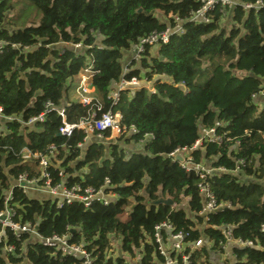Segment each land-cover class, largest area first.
I'll list each match as a JSON object with an SVG mask.
<instances>
[{
	"label": "trees",
	"instance_id": "1",
	"mask_svg": "<svg viewBox=\"0 0 264 264\" xmlns=\"http://www.w3.org/2000/svg\"><path fill=\"white\" fill-rule=\"evenodd\" d=\"M255 2L217 6L208 12L209 22H199L191 20L202 5L198 0H0V105L6 115L21 117L0 119V212L12 190L16 220L31 222L45 237L70 233L71 242L91 251L94 264H165L153 236L155 225L164 221L184 232L178 256L189 255L190 264H216L213 257L226 241L227 227L234 239L255 243L234 247L231 264H264V96L253 99L264 91V6L244 7ZM27 5L41 11L39 23L27 19ZM176 17L183 31L168 43L146 46L125 73L153 88L124 89L112 105L108 95L124 76L131 47L176 24ZM22 20L29 23L20 27ZM89 66L96 98L83 105L71 94ZM48 101L65 107L71 123L99 104L102 111L112 108L121 113L124 131L116 138H108L107 131V138L85 139L83 130L61 136L57 111L26 124ZM218 121L219 131H228L232 140L205 142L193 154L198 162L226 168L211 177V185L217 199L230 206L206 218L199 178L170 154L193 146L202 127ZM51 144L58 147L52 164L64 172L60 176L51 168L55 183L66 179L68 185L98 188L109 178L108 190L119 198L88 208L79 202L58 206L48 194L32 196L13 187L21 173L40 178L38 159L22 158L21 150L45 152ZM240 158L246 165L235 171ZM162 197L174 203H154ZM7 234L16 250L7 253L0 242V264H84L82 257L46 246L29 232L20 239ZM199 239L202 245L195 246ZM115 243L117 255L111 252Z\"/></svg>",
	"mask_w": 264,
	"mask_h": 264
},
{
	"label": "built area",
	"instance_id": "2",
	"mask_svg": "<svg viewBox=\"0 0 264 264\" xmlns=\"http://www.w3.org/2000/svg\"><path fill=\"white\" fill-rule=\"evenodd\" d=\"M202 2V5L192 14L191 20L199 22H209L210 16L208 12L213 10L215 7L219 6L222 8H234L238 4V0H198ZM264 6L263 0H256L255 3H246L244 7L246 9L256 7L260 8ZM176 19V24L169 25L163 31H153L146 37L139 40L138 43L131 47L130 53L132 54V59L124 66V76L120 81L115 82L116 88L108 95L112 100V105H116L120 100L121 91L124 89H135L143 86L145 83H149L144 79H139L136 76L130 79L125 78V73L129 72L131 69V64L140 60L142 54L145 52L146 46L148 45H159L168 43L173 34L183 31L182 20L178 17ZM4 41H0V50L3 48ZM74 48H81L82 43H72ZM130 63V64H129ZM95 71L91 66L85 69L84 73L80 76L79 85L76 88V93L81 104H90L96 96L92 95L94 92V87L92 86V76ZM144 80V81H143ZM143 82V83H141ZM145 82V83H144ZM146 85V84H145ZM147 87H150L147 85ZM151 87L150 89H152ZM259 96H264V91L253 94V99ZM51 111H57L61 117L62 124L59 128V133L61 136L70 137L75 130H83L88 139L91 135H96L98 138H107L106 132L110 131L108 137L120 136L124 131V127L121 124V113L119 111H114L112 108L102 111V105L99 104L95 109H93L86 118L81 119L77 123H71L67 120V112L65 107H57L53 102L48 101L45 105V109L38 115L29 118L25 123L34 124L36 122H43L48 113ZM0 119L11 121L14 119L21 120V117L14 115H6L4 113L3 107L0 105ZM222 126L220 121L216 122L213 126L202 127L201 137L195 142L191 147H183L175 149L170 156L174 160L177 153H182L184 160H176L179 162L180 166L187 172H192L199 178L198 188L200 193L203 195V209L201 214L206 218L211 213L223 210L229 207L230 204H225L217 199L215 192L212 190L211 177L218 171H225L224 167H213L207 165L203 161L198 162L195 159L193 151L198 147L202 146L203 143H223L232 140L228 136V131L221 133L219 127ZM134 131H138L134 128ZM264 137V131H262ZM116 138V137H114ZM237 145L240 143L238 140ZM58 147L55 144L48 146L45 152H33L27 148H23L20 152L22 158L33 159L37 158L39 163L40 178L32 177L30 178L27 174L21 173L15 179L13 187H21L26 192L37 191L46 193L56 199H58V206L65 204H72L73 202H79L85 207H90L94 202H101L104 205H109L119 198V195L114 191L108 190L112 188L111 180L106 178L104 183L98 187L83 186L82 184L76 183L73 185H68L66 179L61 180L58 183L53 181L51 168L57 170L60 176H64V172L60 170L56 165L52 164L51 159L56 158ZM246 165V160L240 158L237 162L235 171L241 170ZM6 208L0 212V242L4 245V250L7 253L15 252L16 247L14 244L8 243L9 230L16 239H20L23 233H31L38 236L41 243L56 248L60 250L63 254L71 255L74 257H82L84 264H94V257L91 251L82 243L71 242L70 233L63 235L53 234L51 236L40 235L37 231V226L31 222H22V220H16V210L15 207L11 205L13 198V191L9 190L6 194ZM168 232L166 237L163 231ZM261 230L264 232V224ZM223 233L226 236V241L223 242L219 248V252L223 253L226 249V254L229 255L230 251L233 253L234 247L237 246H254L255 243L251 240H243L241 238L234 239L231 227L223 228ZM156 243H158V250L162 256L165 257V264H190L189 255L184 254L179 258L178 254L185 247V234L181 230H177L174 225L169 221H164L162 223L156 224L153 233ZM167 239V242H166ZM202 239L196 241L195 246L202 245ZM173 253V254H172Z\"/></svg>",
	"mask_w": 264,
	"mask_h": 264
},
{
	"label": "rangeland",
	"instance_id": "3",
	"mask_svg": "<svg viewBox=\"0 0 264 264\" xmlns=\"http://www.w3.org/2000/svg\"><path fill=\"white\" fill-rule=\"evenodd\" d=\"M25 11V10H24ZM26 13L27 14H29V15H26V17H27V19L28 20H30L32 17L34 18L33 20H35V23H39V21L41 20V17H42V13H41V11L39 10V9H37L34 5H31V6H28L27 5V10H26ZM26 20H22V21H20L19 23H18V26H20V27H22V26H24V25H27L29 22H25ZM99 40H100V38H99ZM129 54H130V56L127 54V56H126V58H125V60H124V66L128 63V62H130V60L132 59V54L129 52ZM138 62V61H137ZM136 62V63H137ZM130 64V63H129ZM144 81V80H143ZM141 83H143V82H141ZM145 83V82H144ZM146 85H148V86H150L151 85V83L149 82V83H145ZM78 85H79V81L76 83V85H75V89H73V91H74V95H75V90H76V88L78 87ZM152 86H150L149 88H151ZM72 91V92H73ZM92 95L94 96L95 95V93L94 92H92ZM260 105V107H261V104H259ZM114 137H119V136H114ZM114 137H111V138H114ZM108 138H110V137H108ZM134 149V148H133ZM30 195H32V196H34V194H37V192L35 191V190H33L32 191V193H31V191L30 192H28ZM46 194V193H45ZM119 246V245H118ZM118 246H117V244L115 243L114 244V247L112 248V250H111V252H112V254L113 255H117V254H120L121 252H120V250H119V248H118ZM230 257L226 254V249L224 250V252L223 253H220L219 252V250L217 249V253H216V255H215V257H213V261L216 263V264H231V262H230V260L229 259H231V258H234V256H235V254L234 253H232L231 251H230Z\"/></svg>",
	"mask_w": 264,
	"mask_h": 264
},
{
	"label": "water",
	"instance_id": "4",
	"mask_svg": "<svg viewBox=\"0 0 264 264\" xmlns=\"http://www.w3.org/2000/svg\"><path fill=\"white\" fill-rule=\"evenodd\" d=\"M59 135H61L60 133H58ZM175 159L176 160H180L183 161L184 160V156L182 153H177L175 155ZM155 204H159V203H166V204H173V200L170 198H158L157 200L154 201Z\"/></svg>",
	"mask_w": 264,
	"mask_h": 264
},
{
	"label": "crops",
	"instance_id": "5",
	"mask_svg": "<svg viewBox=\"0 0 264 264\" xmlns=\"http://www.w3.org/2000/svg\"><path fill=\"white\" fill-rule=\"evenodd\" d=\"M129 56H130V54H128ZM113 86H114V88H116V86H115V83L113 84ZM71 97L73 98H77V93L75 92V95H74V92H72V94H71ZM229 257H230V254L228 255Z\"/></svg>",
	"mask_w": 264,
	"mask_h": 264
}]
</instances>
